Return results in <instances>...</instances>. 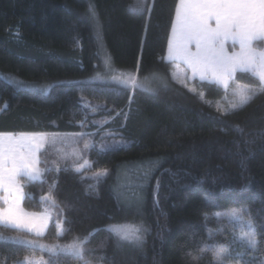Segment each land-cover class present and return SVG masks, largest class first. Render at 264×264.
<instances>
[{
	"label": "trees",
	"instance_id": "trees-1",
	"mask_svg": "<svg viewBox=\"0 0 264 264\" xmlns=\"http://www.w3.org/2000/svg\"><path fill=\"white\" fill-rule=\"evenodd\" d=\"M178 2L0 0V132L84 133L90 142L81 170L39 153L43 173L21 180L23 206L51 213L50 224L42 235L0 224V264H220L219 246L229 251L224 264H264V92H253L261 85L251 72L225 89L167 59ZM107 63L135 74L137 86L102 80ZM241 84L252 98L233 108ZM93 117L123 143L93 144ZM122 172L144 195L135 215L116 191ZM137 215L142 243L109 231ZM249 220L255 248L240 239ZM77 237H88L83 260L27 243Z\"/></svg>",
	"mask_w": 264,
	"mask_h": 264
},
{
	"label": "snow or ice",
	"instance_id": "snow-or-ice-1",
	"mask_svg": "<svg viewBox=\"0 0 264 264\" xmlns=\"http://www.w3.org/2000/svg\"><path fill=\"white\" fill-rule=\"evenodd\" d=\"M89 12L95 17L94 8L90 7ZM257 42L264 44V0H180L168 45V59L184 62L194 77L198 75L202 81H215L225 89L230 82L235 83L238 72H251L259 78L261 85L253 92H264V48L255 47ZM237 46L239 51H229ZM124 83L137 86L135 77ZM189 90L195 92L194 89ZM235 91L239 104L232 105L233 108L242 106L252 98L246 91ZM44 141L45 134L42 133H21L19 137L0 133V202L6 205L0 208V224L27 229L36 235L42 234L41 226L34 221L35 214L27 213L22 207L24 193L21 180L40 178L42 170L39 168V152ZM106 174V171L97 173L98 176ZM231 215L243 221L242 212L233 210ZM247 224L249 232L242 233L240 239L255 248V228L250 220ZM58 227L60 232L66 231L59 222ZM108 229L121 240L142 243L139 229L129 230L116 225H109ZM87 241L88 237L83 240L77 237L70 245L40 247L47 248L53 255L66 252L83 260L86 251L84 244ZM27 243L36 244L35 241ZM205 250L201 249V252ZM226 255H229L226 247L215 249L214 258L220 264H224ZM85 264L88 262L85 261Z\"/></svg>",
	"mask_w": 264,
	"mask_h": 264
},
{
	"label": "rangeland",
	"instance_id": "rangeland-1",
	"mask_svg": "<svg viewBox=\"0 0 264 264\" xmlns=\"http://www.w3.org/2000/svg\"><path fill=\"white\" fill-rule=\"evenodd\" d=\"M232 51H239V47L237 46L235 49H231ZM177 64H181V66H184L180 60L176 61ZM110 64L107 63L106 68L108 69L107 72L110 74V76L102 77V80H107L109 81H117L115 83L123 84L124 81L130 80L132 77L136 78L135 74H130V73H125V72H117L114 73L113 71L110 70L109 68ZM187 68V67H185ZM113 72V73H112ZM200 79V78H199ZM125 84V83H124ZM239 90L246 91L248 95L251 96L252 89H250L249 86L246 85H239L238 86ZM239 98V97H238ZM238 104H239V99H238ZM98 112V110H92L90 113L95 116V114ZM94 124L98 126L97 129L89 131V138H93V144H96L95 142L97 141L96 139L98 138V146L101 149L104 148H112L115 147L116 145H120V140L119 138H115L116 132L114 131H109L107 129H104V125L106 123V120L101 119V118H95L93 117ZM13 134V133H9ZM21 133H17L14 135L19 137ZM25 134H32V133H25ZM45 134V141H44V146L40 150L47 152V155L49 157V161L52 165L56 166H61L64 164L68 165H74L77 169L81 170L85 168L89 162L87 158L85 157V152H86V147L85 145L88 146L89 140L84 139V136H81V134H66V133H42ZM84 134V133H83ZM114 136V138H113ZM122 144V143H121ZM39 152V153H40ZM40 154H39V160H40ZM39 168L42 170L41 174L43 173V168L39 166ZM105 172L104 170L100 171L99 173ZM140 183H137L136 181H131L130 176L126 174V172H122L120 174V179L119 183L117 185V194L121 197V201L125 207L128 209L132 210V213L135 215L136 213H140L141 211V206L143 204L144 200V195L140 191ZM136 190H139L137 192ZM48 214H51L47 212ZM116 226H121L124 228H127L129 230H135L139 229V234L142 235L143 233V221L139 215L137 216H132L128 219V221H125L123 223H116L114 224ZM13 227V226H12ZM44 230L42 234L45 232ZM117 236V235H116ZM118 237V236H117ZM118 239L121 240L119 237ZM40 243H36L34 246L36 249H40L41 251H48L50 252L47 248H42L40 247ZM231 258H228L226 260V264H238L235 262L233 259L230 260Z\"/></svg>",
	"mask_w": 264,
	"mask_h": 264
},
{
	"label": "crops",
	"instance_id": "crops-1",
	"mask_svg": "<svg viewBox=\"0 0 264 264\" xmlns=\"http://www.w3.org/2000/svg\"><path fill=\"white\" fill-rule=\"evenodd\" d=\"M180 7V0H179V2H178V5H177V9ZM176 12H177V10H176ZM176 23V14H175V19H174V23H173V26H174V24ZM173 26H172V29H173ZM171 37H172V30H171V34H170V38H169V41H170V39H171ZM168 45H169V43H168ZM229 51H232L231 49H229ZM234 51V50H233ZM167 59H168V48H167ZM168 60H170V59H168ZM170 61H174V62H176L177 61V59H171ZM181 63L183 64V65H185V67H187V65L184 63V62H182L181 61ZM188 69V68H187ZM189 70V69H188ZM190 71V70H189ZM190 73H191V71H190ZM192 74V73H191ZM197 78H199V76L197 75L196 76ZM209 81V80H208ZM211 82H215V81H211ZM215 83H217V82H215ZM218 84V83H217ZM0 133H8V132H0ZM9 134V133H8ZM14 134V133H13ZM23 193H24V191H23ZM23 199H24V196H23ZM23 199H22V201H21V204H22V207L24 208V206H23ZM6 205H4L2 202H0V208H2V207H5ZM24 210L27 212V213H30V214H35V216L33 217V219H34V221L38 224V225H40L41 226V233L44 231V230H47V228H48V226H49V224H50V221H51V214H48L47 212H31V211H28V210H26L25 208H24ZM45 217H47V219H45ZM11 226V225H10ZM14 227V226H13ZM15 228H17V227H15ZM19 229H21V228H19ZM23 230H26V231H28V232H31V233H33V234H35V232H32V231H29V230H27V229H23ZM46 232V231H45ZM44 232V233H45ZM43 233V234H44ZM42 235V234H41Z\"/></svg>",
	"mask_w": 264,
	"mask_h": 264
}]
</instances>
